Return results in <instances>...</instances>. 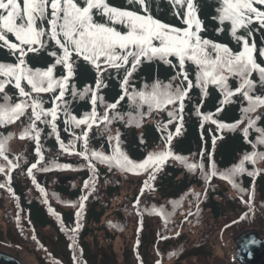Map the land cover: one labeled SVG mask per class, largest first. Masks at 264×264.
<instances>
[{
    "label": "trees",
    "instance_id": "16d2710c",
    "mask_svg": "<svg viewBox=\"0 0 264 264\" xmlns=\"http://www.w3.org/2000/svg\"><path fill=\"white\" fill-rule=\"evenodd\" d=\"M107 2L113 7L141 11L138 5L129 4L128 0ZM195 2L198 5L199 18L203 22V31L200 35L204 39L227 45L233 52L240 51V45L230 35V24L226 22L223 25L224 30L217 31L221 27L213 19L217 15V0ZM148 3L154 18L175 27H185L180 18L173 14L174 10L169 0H148ZM256 6L264 9V6ZM95 18L103 22L101 17ZM117 27L123 30L120 25ZM252 27L255 29L258 25L254 24ZM239 34H245L243 29ZM9 39L14 42V37L9 36ZM252 39L257 48L255 53L257 63L264 65V57H261L258 51L264 48V29L255 31ZM52 47L50 45V49ZM170 59L173 64L177 63L175 57ZM26 60L32 68L46 69L54 63L55 58L48 55V50H43L39 54L30 53ZM14 62L15 57L6 48H0V63ZM185 68L189 78L195 81V66L189 62ZM176 72L177 69L159 60L146 61L131 77L129 90L134 88L139 91L144 89L145 85L150 88L157 81L161 84H168L171 81L175 86L180 83L179 80H172ZM63 74V67L57 65L54 75L59 77ZM123 74V70L118 73L115 69L103 73L102 80L106 87L99 90V95L103 97L104 104H99L97 108L101 114L107 104L115 103L122 95L120 85ZM96 77L95 70L83 60H79L71 83L82 90L89 85L94 87ZM252 78L257 81L255 94L264 93L257 74L253 73ZM228 84L234 89L238 86V81L230 77ZM5 91L15 102L16 89L8 86ZM42 98L45 108L52 106L51 94H42ZM67 99L70 101V111L77 117L91 111L92 106L87 98L73 100L69 93ZM221 99V93L215 85L208 86L207 95L203 98L199 88H192L189 98L184 102L182 132L173 137L170 145L175 155L187 158L189 163H203L205 171H210L209 156L220 172L238 165L245 154L253 151L252 143L259 136L258 132L249 129L248 138L245 140L242 129L246 122L235 131L217 132L216 125L210 122L204 123L201 128V119L195 113L197 105L201 106L202 113H213L214 118L223 123L232 124L241 119V107L246 106L247 102L243 101L240 95H236L232 98L234 102L225 104L223 110L216 113ZM168 108L171 109L172 106L169 105ZM115 111L122 115L123 119L114 120L109 126V131H105L103 124L99 127L93 126L88 140L90 151L96 150L110 155L112 148L108 137L115 136L117 131L120 133L121 150L135 162L142 161L151 152L163 150L162 136L165 133L162 132L161 125L169 119L167 110H153L143 117L140 126H136L135 121L132 124L128 123V113L137 119L139 117L136 108L130 105L127 97L119 102ZM140 111L147 113V105ZM261 113H264V109H260L255 115ZM63 121L64 117L61 115L56 123L61 140L68 145L73 136L64 130ZM27 123V117H21L13 124L0 126V138L9 135L13 137L7 142L6 154L9 159L19 164V167L11 172L10 183L7 170L0 173V184H7V187L0 188V229L6 230L4 239L17 238L24 245L33 248L40 256L42 264H75L74 256L78 258L79 264H110L107 258H115L113 246L119 240L126 242L125 264H157L158 261L159 264H190V259L208 255L207 251H210L211 242L215 238L224 249L230 250H225L226 259H223L222 264L227 262L242 264L233 242L234 236L257 229L260 239H264V161L258 162L255 166L245 162L248 171H252L254 167L261 170L254 178L246 173L236 178L241 188L252 193L253 199L249 218L235 224L233 221L239 220L241 215L249 212V206L241 200V196L244 201H247L249 196L233 189L225 180L213 177L206 183L199 169L190 172L183 164L169 159L152 182L154 190L145 189L141 195L144 182L148 179L147 173L137 175L122 172L115 167L110 169L105 164L93 161L96 166L94 190L85 201L80 220L81 227L75 234V247H72L70 230L76 226L77 209L70 205L78 204L81 196L88 191L84 190V182L89 180L93 173L83 158L61 151L56 136L50 134L49 126L38 124V127L43 129L40 145L44 155V161L38 167L51 166L53 163L71 165V168L67 169L53 167L48 172L33 170L36 184L47 193L48 204H45L43 202L45 197L27 175V169L37 160L35 142L19 138ZM257 127L264 128V116L257 121ZM74 131L79 134L81 129L76 128ZM168 131L175 132V123L168 125ZM214 135L223 137L216 141L215 146L212 141ZM16 142L20 143V147L13 150V144ZM82 150L83 142H77L76 151ZM256 150L264 151V146H258ZM5 163L0 159V164ZM62 173L73 177L72 181L62 185L60 183ZM196 194H199V199ZM138 197L139 204L136 206ZM174 202H179V207L173 208ZM49 206L59 216V220L56 215L49 213ZM153 209H163L166 217L156 215ZM61 224L65 231L61 230ZM33 236L36 237L35 240ZM99 250L101 255L106 257L104 259L102 256L101 261L97 259ZM62 253L65 255L62 256Z\"/></svg>",
    "mask_w": 264,
    "mask_h": 264
},
{
    "label": "snow or ice",
    "instance_id": "6c2138e0",
    "mask_svg": "<svg viewBox=\"0 0 264 264\" xmlns=\"http://www.w3.org/2000/svg\"><path fill=\"white\" fill-rule=\"evenodd\" d=\"M129 4L138 5L141 11L126 10L111 6L107 0H0V48H6L15 57L14 63H0V126H6L27 117L28 123L21 131L20 139H31L35 142V154L37 160L27 169V175L36 180L33 170L48 172L55 168L67 169L71 165H58L38 167L44 161L41 151L40 135L43 129L38 124H45L50 127L51 133L56 136L61 151L68 154H75L87 161V167L93 173L89 180L84 182V190H88L81 196L78 204L70 206L76 208V226L71 229L73 240L72 247H75V234L81 227L80 220L83 216L85 201L91 191L94 190L96 166L93 161L105 164L110 169L115 167L122 172L133 174L147 173L141 189L154 190L153 181L162 170V166L169 160H175L183 164L188 171H199L204 175L206 183L211 178L218 177L227 181L233 189L240 193L248 194L249 199L242 202L249 206V212L239 217L238 223L249 218L252 211V193L241 188L236 182L240 175L247 174L255 177L260 169L253 168L248 171L245 162L255 166L258 162L264 161V151H257L258 146H264V128L257 127V121L264 116L255 115L260 109H264V93L255 94L257 81L252 78L253 73L259 77V85L264 89V65L257 63L255 53L257 51L254 39L255 31L264 29V9L256 5L264 6V0H217L218 6L213 17L222 32L223 25L230 24V35L240 45V51L233 52L227 45L204 39L200 33L203 31V22L198 15V5L195 0H169L174 12L180 18L183 28L175 27L153 17L150 11L148 0H128ZM101 17L103 22L97 21L95 17ZM258 25L253 28L252 25ZM120 25L123 30L117 27ZM243 29L245 34H239ZM14 37V42L9 39ZM50 45L53 47L50 49ZM48 50V55L54 57V63L46 69L32 68L29 66L26 57L31 54H39ZM259 55L264 57V48L258 50ZM170 57H175V64ZM79 60H83L96 72L95 86H86L82 90L77 89L71 83L75 75V66ZM159 60L166 65L177 69L172 80H179L175 86L170 81L168 84L155 82L149 88L137 91L130 88V79L134 72L144 63ZM191 63L195 66V81L189 78L185 65ZM57 65L64 69V74L57 77L54 70ZM109 69H115L118 73L123 70L121 80L122 95L115 103L107 104L105 111L101 114L97 111L99 104H104L103 97L99 90L104 85L102 75ZM238 81L236 88L228 84L229 78ZM209 85H215L220 91L222 99L216 113L223 110V106L232 103L233 97L240 95L246 106L241 107V119L232 124L223 123L214 118L215 114H205L200 111V105L195 108V113L201 119V128L204 123L210 122L216 125L217 132L235 131L241 124L246 122L242 129L245 140L249 135V129L259 133L256 141L252 143L253 151L245 154L238 165L220 172L216 169L215 163L210 160V171H205L203 163H189L187 158L175 155L170 148L174 136H178L183 128V112L185 100L189 98L192 88L201 90L202 98L207 95ZM11 86L16 89L17 99L13 102L11 96L5 89ZM72 99L87 98L91 104V111L81 117H77L70 111ZM42 94H51L49 108L44 107ZM127 97L131 106L137 110L138 117L128 113V123L134 121L140 126V121L145 115L153 110L165 111L169 117L168 121L161 125L164 148L159 152L149 153L142 161L131 160L120 147V133L115 136L109 135V144L112 148L111 154H105L96 150L88 149L89 133L93 126L104 125L105 131L114 120H122L123 116L115 110L121 100ZM147 105L148 112H141ZM172 108L169 109L168 106ZM64 117L65 131L73 136L68 145L61 140L56 121ZM175 123V132L168 131V125ZM81 129L75 133L74 129ZM11 135L0 138V159L5 164H0V173L7 170L8 182L11 180V172L19 167V164L7 156V142L12 139ZM222 136L214 135L213 146ZM83 142V150L76 151L77 142ZM113 141L115 142L113 144ZM203 156V153L200 154ZM19 159V158H17ZM37 189L45 197L44 203L48 204L47 193L36 184ZM7 187V184H0V188ZM11 191V189H8ZM197 199H199V194ZM139 204V197L136 206ZM179 207V202L173 203V208ZM49 213L59 216L49 206ZM153 213L166 217L163 209H153ZM191 215V213H189ZM19 220V215L17 216ZM61 230L65 231L63 224ZM36 237L33 236V240ZM167 239V237H162ZM174 255V254H173ZM75 264H79L76 256L73 257ZM159 264V261L157 262Z\"/></svg>",
    "mask_w": 264,
    "mask_h": 264
},
{
    "label": "rangeland",
    "instance_id": "374dc122",
    "mask_svg": "<svg viewBox=\"0 0 264 264\" xmlns=\"http://www.w3.org/2000/svg\"><path fill=\"white\" fill-rule=\"evenodd\" d=\"M20 147V143L16 142L13 144V150H18ZM68 184V183H67ZM2 231L4 234H2ZM249 231V230H248ZM251 231H256L258 233V230L254 229ZM6 230L0 229V252H3L7 254L8 256L15 258L19 260L22 264H42L40 260V256L38 253L31 247L24 245V243L20 242L19 239H11V240H6L4 239ZM243 233L240 235H235L233 242L238 239ZM264 234V233H263ZM47 236V235H46ZM258 236L260 238V235L258 233ZM11 241V242H9ZM192 241V239H190ZM219 240L215 238L211 243V249L210 251H207L208 255L205 257V254L201 257L190 259L191 263L190 264H222L223 259H226L225 256V250L230 251L229 249H224L223 246L218 242ZM196 242H198L196 240ZM126 242L123 240H119L114 246H113V251L115 254V258H107L109 260L110 264H125V257H126ZM62 256L65 255V253L61 254ZM97 259L101 261V257L103 256L104 259L106 258L104 255H101V250H99L97 254ZM96 257V254H95ZM99 264V263H98ZM225 264H229L228 262ZM235 264V263H232Z\"/></svg>",
    "mask_w": 264,
    "mask_h": 264
},
{
    "label": "water",
    "instance_id": "95a60500",
    "mask_svg": "<svg viewBox=\"0 0 264 264\" xmlns=\"http://www.w3.org/2000/svg\"><path fill=\"white\" fill-rule=\"evenodd\" d=\"M62 176V174H60ZM72 177H61L60 183L66 185ZM235 249L242 264H264V239L256 231H245L235 240ZM0 264H22L19 260L0 252Z\"/></svg>",
    "mask_w": 264,
    "mask_h": 264
}]
</instances>
